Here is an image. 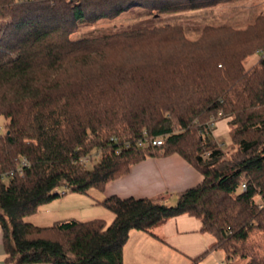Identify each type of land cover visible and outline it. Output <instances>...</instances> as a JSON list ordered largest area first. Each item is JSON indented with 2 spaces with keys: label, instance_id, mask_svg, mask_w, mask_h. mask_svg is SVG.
<instances>
[{
  "label": "trees",
  "instance_id": "obj_1",
  "mask_svg": "<svg viewBox=\"0 0 264 264\" xmlns=\"http://www.w3.org/2000/svg\"><path fill=\"white\" fill-rule=\"evenodd\" d=\"M241 1L0 0L6 262L125 264L132 230L154 235L157 225L188 214L215 241L187 264H201L215 249L223 251V264H264V14L242 27L207 23L195 37L169 22L77 35L82 24L135 8L161 16ZM254 53L257 62L245 67ZM216 115L231 117V153L213 136ZM145 130L164 143L138 145ZM169 154L202 174L174 204L112 194L97 199L113 213L110 222L27 220L64 193L93 196L133 164ZM86 155L101 158L88 167L81 162Z\"/></svg>",
  "mask_w": 264,
  "mask_h": 264
},
{
  "label": "crops",
  "instance_id": "obj_2",
  "mask_svg": "<svg viewBox=\"0 0 264 264\" xmlns=\"http://www.w3.org/2000/svg\"><path fill=\"white\" fill-rule=\"evenodd\" d=\"M220 122L217 129L219 136L224 131V125H220ZM201 180L202 174L179 154L151 156L133 164L127 174L108 182L100 197L97 196L94 200L98 203L97 199L116 194L121 197L160 196L166 202H176L181 191L198 184ZM200 226L201 221L198 218L181 214L154 227V235L132 230L125 244L129 245L134 239L135 245L132 243L129 247L131 250L129 260L143 261L142 264H159L163 261H166V264H182L190 261L215 241L212 234L201 232ZM219 251L220 253L216 254ZM4 256L3 231L0 227V264H11L5 261ZM208 257V263L214 258H217L214 264L224 262V253L221 249L210 251L201 264H204ZM124 261L127 264L125 247Z\"/></svg>",
  "mask_w": 264,
  "mask_h": 264
},
{
  "label": "rangeland",
  "instance_id": "obj_3",
  "mask_svg": "<svg viewBox=\"0 0 264 264\" xmlns=\"http://www.w3.org/2000/svg\"><path fill=\"white\" fill-rule=\"evenodd\" d=\"M261 13L264 14V0H242L241 2L235 4H224L209 10L190 11L179 14L172 13L161 16H149L142 13L140 8H135L132 9V11L125 12V14L114 20H100L94 24H82L77 35L85 36L105 34L135 25L169 22L173 24H181L186 28H189V35L195 37L197 34L196 31H198L197 28H200L207 23H226L237 27H242L252 22L255 17ZM258 58L259 53H254L247 57L244 61L245 67H250L251 65L255 64ZM219 116L220 115H216L212 120L215 124L212 133L213 136L217 138V141H219L220 144H223L224 150H226L228 153H231L235 150V146L231 142V130L233 128V124L230 123L231 117L221 118ZM5 122L6 119L0 116L1 132L5 131ZM219 122L220 125H224V131L222 132L221 136H219V133L217 132V129L219 128ZM92 158L93 160L90 163L85 164V166L92 167L94 165L96 159L95 157ZM92 194L94 197L76 192L64 193L60 198L54 199L53 201L42 205L38 212L27 217V220L37 225H51L58 219L75 218L84 221L101 217L110 222L114 216L113 213L105 206L96 203L94 200V198L97 196L100 197L101 192L94 190ZM167 203L174 204L175 202L172 201ZM133 241L134 239L129 242V245L125 246L127 264H142L143 261L131 262L129 260L131 251L129 247L132 243H134ZM219 253L220 251L216 254ZM208 261L209 257L205 260L204 264H214V261H217V258H214V260L212 259V261L209 263ZM189 262L190 261H186L182 264H187ZM159 264H166V261H163L162 263L160 262ZM237 264H244V261L237 260Z\"/></svg>",
  "mask_w": 264,
  "mask_h": 264
},
{
  "label": "built area",
  "instance_id": "obj_4",
  "mask_svg": "<svg viewBox=\"0 0 264 264\" xmlns=\"http://www.w3.org/2000/svg\"><path fill=\"white\" fill-rule=\"evenodd\" d=\"M215 124L212 121L211 126L213 127ZM1 132V129H0ZM164 143V137L163 136H151L147 134L146 130L144 131V136L138 140V145H153V146H160ZM129 144V142H127ZM95 157L96 161L101 158V155L93 156ZM93 160L91 155H86L81 159V162L85 165L87 163H90ZM19 173H23V167H18ZM12 173V172H11ZM245 186V185H244Z\"/></svg>",
  "mask_w": 264,
  "mask_h": 264
}]
</instances>
